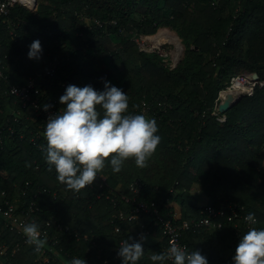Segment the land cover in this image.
<instances>
[{
  "label": "trees",
  "instance_id": "1",
  "mask_svg": "<svg viewBox=\"0 0 264 264\" xmlns=\"http://www.w3.org/2000/svg\"><path fill=\"white\" fill-rule=\"evenodd\" d=\"M36 1L34 11L14 4L0 12V191L5 192L0 201L13 202L19 214L33 202L28 223L56 220L79 232L77 238L64 228H49L58 238L42 247L49 264H70L73 258L120 264L119 241L140 236V223L152 229L148 215L117 217L133 206L120 195H132L129 186L139 180L136 200L154 201L165 217L199 219L206 207L220 210L222 228L189 230L182 239L209 264H232L247 230L227 221L228 207H244V213L255 214L256 228H264V85L256 84L225 113L218 112L216 100L235 76L256 72L264 81V0ZM161 27L174 30L184 46L171 69L134 40ZM37 39L41 58L30 60L28 47ZM31 78L37 103L61 111L58 100L69 84L102 90L108 80L125 91L128 113L154 118L158 125L161 139L147 166L137 167L129 158L113 172L106 163L105 180L97 177L80 191L59 182L45 160L47 122L6 92L10 84L25 85ZM149 239L137 264H154L151 255L165 252L162 239ZM2 246L3 263L38 264L44 258L0 217Z\"/></svg>",
  "mask_w": 264,
  "mask_h": 264
},
{
  "label": "clouds",
  "instance_id": "2",
  "mask_svg": "<svg viewBox=\"0 0 264 264\" xmlns=\"http://www.w3.org/2000/svg\"><path fill=\"white\" fill-rule=\"evenodd\" d=\"M41 42L33 40L27 58L39 60ZM64 106L62 113L51 115L44 130L45 160L54 168L59 182L69 189L80 191L97 179L106 163L113 172H120L125 161L133 158L140 168L156 151L160 142L158 125L154 118L128 113L129 98L125 91L103 80V89L92 85L66 86L58 100ZM51 105L45 104L47 111ZM100 109L103 110L101 113ZM245 221L256 223L255 214L249 212ZM26 243L38 252L46 243L36 222L21 225ZM142 235L120 242L116 249L120 264H137L144 254ZM154 264H209L200 250L188 251L173 243L165 252L150 257ZM70 264H86L84 258H73ZM232 264H264V228H250L238 241Z\"/></svg>",
  "mask_w": 264,
  "mask_h": 264
},
{
  "label": "built area",
  "instance_id": "3",
  "mask_svg": "<svg viewBox=\"0 0 264 264\" xmlns=\"http://www.w3.org/2000/svg\"><path fill=\"white\" fill-rule=\"evenodd\" d=\"M14 4H19L21 6L26 7L27 9L34 11L36 9V4L29 5L26 3L24 0H0V12L3 14H6L8 7L13 6ZM27 4V5H26ZM34 8V9H33ZM149 38L148 35H139L138 38L134 39L135 42L137 43L138 49L141 51H146V52H157L160 56H162L163 61L166 62V65L171 69L176 66V59L173 62L167 63L166 54H162L157 45H153L151 47H148L147 39ZM0 76H2V71L0 69ZM235 77L232 78V80ZM247 79L248 83V91L244 94H251L253 91V88L256 84L259 86L264 85V81L260 80H252L250 73L244 75V77H237V79ZM231 80V81H232ZM229 86L226 87V89ZM225 91V90H222ZM7 93L13 95L16 97L21 103L22 106H26L27 104H30L36 115L41 116L46 122L47 119L51 117L53 114H60L62 111L60 109H55V108H49L47 111L44 110L45 105H40L37 103V101L32 97V93L36 92L34 88V80L31 78L28 80L27 84L25 85H14L10 84L8 87ZM220 94V93H219ZM220 98L218 95V98L216 100V104L219 103ZM97 177L100 178L102 181L105 180V176L101 174V171L97 174ZM140 186L141 183L139 180H135L132 184H130L129 189L133 193L132 195H124L121 194L120 198L123 199L125 202H131L133 206L131 209L124 213L123 211H120L118 214V218L121 221H130V220H138L141 218L143 215H148L150 218V223H152V229L148 228V226L144 225L143 223L139 224L140 228V235L144 237H156L158 238L159 241L163 240V248L164 251H166L173 243L179 244L180 246L186 247L188 251H191L190 247L188 244L183 241L182 235L186 231H195L200 228H205L210 231H216L222 228V221L220 220V217L222 215V212L218 209H214L212 207H206L205 210L202 212V216L199 219H189V220H181L179 219L178 214H171V216L165 217L161 214L159 208L155 204L154 201H143V200H136L137 195L140 193ZM5 194L4 191H0V196H3ZM229 214L227 215V221L231 222L234 224L236 228H238V224H242V227L244 230H249L252 227H257L258 220L256 218V223L255 224H250L245 221V216L247 213H244V207H236L234 205H230L229 207ZM34 210H36L35 205L33 202L30 203L28 210L25 211L23 214H19L16 211L15 205L13 202H10L7 199H2L0 201V217L5 219V224L8 227L9 230L14 231L15 233L21 235L23 237V243H26V237L22 233V228L21 225L28 223V214L32 213ZM30 222H35L34 219H31ZM29 222V223H30ZM50 227H55L56 231L65 230L70 231L75 237H79V232L76 230H70L68 226L63 227L62 224L56 220H47L44 225H40V231H41V236L42 238L45 239L47 242H52L53 244H56L58 242L57 237L51 236L49 234V228ZM161 231V237H158L157 231ZM115 231H120V226L117 225L115 226ZM162 239V240H161ZM119 241V245L120 242ZM47 244V243H45ZM34 246V245H32ZM35 248V246H34ZM52 252L55 254L57 251L53 248H49ZM42 254L45 253V249L41 248L40 251ZM6 256V252L4 247L2 246L0 248V259L2 256ZM0 263H3L0 260ZM3 264H8V263H3ZM38 264H49V260L47 258V255L44 254V258L38 262ZM166 264H171L170 261L166 262Z\"/></svg>",
  "mask_w": 264,
  "mask_h": 264
},
{
  "label": "rangeland",
  "instance_id": "4",
  "mask_svg": "<svg viewBox=\"0 0 264 264\" xmlns=\"http://www.w3.org/2000/svg\"><path fill=\"white\" fill-rule=\"evenodd\" d=\"M170 35H175L179 39V42L182 45L180 51L177 50L176 45L173 42H171V40L169 39ZM138 36L139 35H135L134 39L138 38ZM148 36H149V38L147 39V43H146V44H148V47H151L153 45H157L159 51L162 54H166L165 58L167 59V63L173 62L175 59H176V63L180 61L181 57L183 56L184 46H183L182 40L179 38V36L177 35V33L174 30H171L168 27H161L157 30V32L155 34L148 35ZM74 44H75V40L71 39L69 42V45L73 46ZM176 55H178V56L180 55V56L176 57ZM165 64H166V62H165ZM246 74H248V73H243L241 75L235 76V78L231 81L230 85H228L229 86L228 88H230L232 86V84L234 83V80L237 79V77H242V76L244 77V75H246ZM116 78H117V76L115 75L113 80H116ZM242 80L245 81L247 79H242ZM245 85L247 86V89H248V87H249L248 84L246 83ZM224 90H226V89H224ZM242 94L243 93H240L239 95H242ZM102 174H103V176H105L103 172H102ZM197 190H198L197 186L193 187V189H192V191L195 194H197ZM203 199H204L203 201H200L201 205H205L207 202L206 198H203ZM175 207H176V209H178V206H175ZM149 238L154 239V237H148V238H145L144 241H147L148 243H152V241H151L152 239H149Z\"/></svg>",
  "mask_w": 264,
  "mask_h": 264
},
{
  "label": "bare ground",
  "instance_id": "5",
  "mask_svg": "<svg viewBox=\"0 0 264 264\" xmlns=\"http://www.w3.org/2000/svg\"><path fill=\"white\" fill-rule=\"evenodd\" d=\"M24 1L28 3L29 5L33 4V0H24ZM169 39L171 40V42H173L176 45L177 50L180 51L182 45L179 42V39L175 35H170ZM177 56L178 55H176V57ZM246 83L248 84L249 82L247 80L240 81V79H235L234 83L232 84L230 88H227L225 91H220V94H219L220 100H222L228 92H231L234 95H239L240 93H243V94L246 93L248 90L247 86L245 85Z\"/></svg>",
  "mask_w": 264,
  "mask_h": 264
},
{
  "label": "water",
  "instance_id": "6",
  "mask_svg": "<svg viewBox=\"0 0 264 264\" xmlns=\"http://www.w3.org/2000/svg\"><path fill=\"white\" fill-rule=\"evenodd\" d=\"M34 3L37 5V1L34 0ZM182 58V57H181ZM252 80H258V74L256 72L250 73ZM243 95V94H242ZM242 95H234L231 92H228L225 97L217 104V110L220 113H225L229 108L237 102Z\"/></svg>",
  "mask_w": 264,
  "mask_h": 264
},
{
  "label": "crops",
  "instance_id": "7",
  "mask_svg": "<svg viewBox=\"0 0 264 264\" xmlns=\"http://www.w3.org/2000/svg\"><path fill=\"white\" fill-rule=\"evenodd\" d=\"M204 199L203 198H200V201H203Z\"/></svg>",
  "mask_w": 264,
  "mask_h": 264
}]
</instances>
